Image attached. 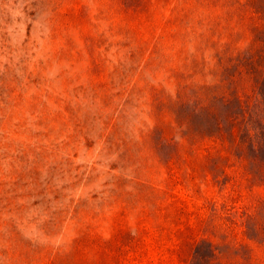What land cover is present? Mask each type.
<instances>
[{
  "label": "rangeland",
  "instance_id": "obj_1",
  "mask_svg": "<svg viewBox=\"0 0 264 264\" xmlns=\"http://www.w3.org/2000/svg\"><path fill=\"white\" fill-rule=\"evenodd\" d=\"M263 57L264 0H0V264H264Z\"/></svg>",
  "mask_w": 264,
  "mask_h": 264
},
{
  "label": "trees",
  "instance_id": "obj_2",
  "mask_svg": "<svg viewBox=\"0 0 264 264\" xmlns=\"http://www.w3.org/2000/svg\"><path fill=\"white\" fill-rule=\"evenodd\" d=\"M252 59L254 61L255 55L252 56ZM261 63L262 62L258 64V68L254 67L255 65L253 63L251 68V70H253V73L250 72V74L256 76L255 86H253L252 89V95L246 97L244 106L239 100V105L241 106L242 112L244 114H249L248 117L243 118V123L240 124V127H243L242 132L245 133V136H243L241 143L243 145L248 144L249 149L250 147L251 149H254V152L256 154L263 153L264 151V80L263 83L260 84V79L264 76V66H262ZM261 66L262 69L259 70ZM252 100H255L254 107L251 106V102H253ZM236 121L237 118L234 115L228 119V123H230L232 130L230 140L234 143L235 137L233 129H235L237 125Z\"/></svg>",
  "mask_w": 264,
  "mask_h": 264
}]
</instances>
